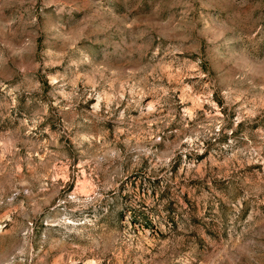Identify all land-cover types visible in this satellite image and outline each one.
Here are the masks:
<instances>
[{
    "label": "rangeland",
    "instance_id": "rangeland-1",
    "mask_svg": "<svg viewBox=\"0 0 264 264\" xmlns=\"http://www.w3.org/2000/svg\"><path fill=\"white\" fill-rule=\"evenodd\" d=\"M0 264H264V0H0Z\"/></svg>",
    "mask_w": 264,
    "mask_h": 264
}]
</instances>
